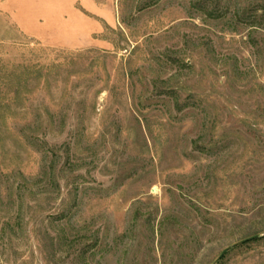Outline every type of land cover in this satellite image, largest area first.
Listing matches in <instances>:
<instances>
[{"label": "rangeland", "instance_id": "1", "mask_svg": "<svg viewBox=\"0 0 264 264\" xmlns=\"http://www.w3.org/2000/svg\"><path fill=\"white\" fill-rule=\"evenodd\" d=\"M70 3L0 14V264H264V0Z\"/></svg>", "mask_w": 264, "mask_h": 264}, {"label": "crops", "instance_id": "2", "mask_svg": "<svg viewBox=\"0 0 264 264\" xmlns=\"http://www.w3.org/2000/svg\"><path fill=\"white\" fill-rule=\"evenodd\" d=\"M48 0H0V14L8 16L11 23L24 35L31 39H35L41 43L51 44L53 40H49L48 33L49 27L44 24L43 17H49L47 15V9L45 4ZM76 0H71V11L80 23H83L85 32L80 34V41L85 39L90 43L89 46L84 47H66L68 49H84L93 48L98 46V38L96 36L100 33V25L97 20L84 15L79 9L75 8ZM67 18H61L59 22V29L66 30L65 26L68 21ZM62 22V23H61ZM107 22V21H106ZM95 25V28H93ZM61 27V28H60ZM88 45V44H85Z\"/></svg>", "mask_w": 264, "mask_h": 264}, {"label": "water", "instance_id": "3", "mask_svg": "<svg viewBox=\"0 0 264 264\" xmlns=\"http://www.w3.org/2000/svg\"><path fill=\"white\" fill-rule=\"evenodd\" d=\"M225 252H226V250L222 252V254H221L220 258H221V257H222V256L225 254Z\"/></svg>", "mask_w": 264, "mask_h": 264}]
</instances>
